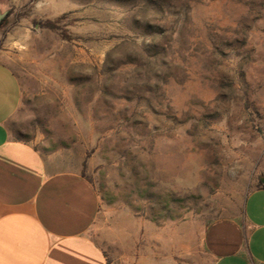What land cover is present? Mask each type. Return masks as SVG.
I'll return each instance as SVG.
<instances>
[{
	"label": "rangeland",
	"instance_id": "1",
	"mask_svg": "<svg viewBox=\"0 0 264 264\" xmlns=\"http://www.w3.org/2000/svg\"><path fill=\"white\" fill-rule=\"evenodd\" d=\"M13 137L98 190L108 264H214L264 179V0H0Z\"/></svg>",
	"mask_w": 264,
	"mask_h": 264
},
{
	"label": "crops",
	"instance_id": "2",
	"mask_svg": "<svg viewBox=\"0 0 264 264\" xmlns=\"http://www.w3.org/2000/svg\"><path fill=\"white\" fill-rule=\"evenodd\" d=\"M22 99L18 76L0 60V264H108L93 236L96 187L13 137ZM206 244L214 264H264V187L250 192L245 219L213 222Z\"/></svg>",
	"mask_w": 264,
	"mask_h": 264
},
{
	"label": "trees",
	"instance_id": "3",
	"mask_svg": "<svg viewBox=\"0 0 264 264\" xmlns=\"http://www.w3.org/2000/svg\"><path fill=\"white\" fill-rule=\"evenodd\" d=\"M259 187H264V182H262Z\"/></svg>",
	"mask_w": 264,
	"mask_h": 264
},
{
	"label": "water",
	"instance_id": "4",
	"mask_svg": "<svg viewBox=\"0 0 264 264\" xmlns=\"http://www.w3.org/2000/svg\"><path fill=\"white\" fill-rule=\"evenodd\" d=\"M1 17V16H0ZM263 182H264V179H263Z\"/></svg>",
	"mask_w": 264,
	"mask_h": 264
}]
</instances>
